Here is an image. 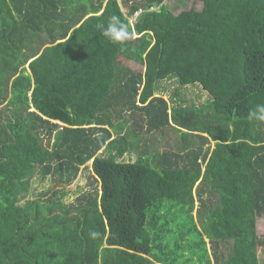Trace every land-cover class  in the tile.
Instances as JSON below:
<instances>
[{
    "label": "trees",
    "instance_id": "16d2710c",
    "mask_svg": "<svg viewBox=\"0 0 264 264\" xmlns=\"http://www.w3.org/2000/svg\"><path fill=\"white\" fill-rule=\"evenodd\" d=\"M197 1L0 0V264H259L264 0ZM170 78L210 99L170 105ZM88 162L96 184L64 202ZM35 176L54 184L29 197Z\"/></svg>",
    "mask_w": 264,
    "mask_h": 264
},
{
    "label": "rangeland",
    "instance_id": "374dc122",
    "mask_svg": "<svg viewBox=\"0 0 264 264\" xmlns=\"http://www.w3.org/2000/svg\"><path fill=\"white\" fill-rule=\"evenodd\" d=\"M97 1V0H94ZM165 5L171 9L174 13H178L181 10H189L190 8L200 9L201 4L197 0H165ZM124 13L126 9L122 7ZM127 65L134 70L142 71V67L132 61L127 62ZM159 94L162 95L165 99L168 100L170 105H176L178 103H184L185 105L199 106L205 104L210 96L208 93L203 90L198 84L193 85H180L175 78H170L162 80L158 83ZM147 138L149 144L156 146L160 150L172 149L174 146L175 134L170 133L167 140L162 139L158 133L154 134H143V139ZM142 143V141H141ZM101 156H107L108 150L104 149L101 151ZM136 158V152L129 153L124 156L125 160H134ZM90 163H87V166L84 168L81 167L77 177L72 181V183L61 189L57 193V196H60L62 193L63 201L66 203L73 202L75 198L88 190H92L93 186L96 184L92 176H90ZM54 182L52 177L49 176L44 180H39L38 176H35L32 179L31 192L29 197H35L37 193L42 190H46L53 186ZM196 213V210H194ZM256 231L259 238L262 240L264 238V215L257 219ZM227 251H225L226 253ZM258 260L259 264H264V242L258 248Z\"/></svg>",
    "mask_w": 264,
    "mask_h": 264
},
{
    "label": "clouds",
    "instance_id": "9594fccd",
    "mask_svg": "<svg viewBox=\"0 0 264 264\" xmlns=\"http://www.w3.org/2000/svg\"><path fill=\"white\" fill-rule=\"evenodd\" d=\"M102 35L113 44L123 45L131 37L128 24L124 23L120 17L111 16L108 18L106 25H100ZM250 121L264 122V105H257L256 108L249 112ZM99 234L92 232L91 236L96 237Z\"/></svg>",
    "mask_w": 264,
    "mask_h": 264
},
{
    "label": "built area",
    "instance_id": "2783aa9c",
    "mask_svg": "<svg viewBox=\"0 0 264 264\" xmlns=\"http://www.w3.org/2000/svg\"><path fill=\"white\" fill-rule=\"evenodd\" d=\"M141 11H136L131 17H129L130 22H133L136 18V16L140 13Z\"/></svg>",
    "mask_w": 264,
    "mask_h": 264
}]
</instances>
